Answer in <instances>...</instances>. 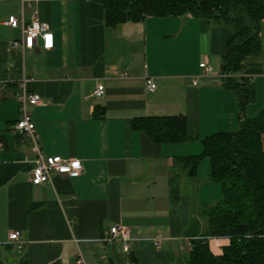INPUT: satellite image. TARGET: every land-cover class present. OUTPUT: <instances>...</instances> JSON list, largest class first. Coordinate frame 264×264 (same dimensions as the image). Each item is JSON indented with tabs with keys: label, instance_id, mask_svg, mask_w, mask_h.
<instances>
[{
	"label": "crops",
	"instance_id": "obj_1",
	"mask_svg": "<svg viewBox=\"0 0 264 264\" xmlns=\"http://www.w3.org/2000/svg\"><path fill=\"white\" fill-rule=\"evenodd\" d=\"M10 16L49 24L53 48L42 37L15 48L23 31ZM227 47L226 26L192 15L108 25L104 0H0V264H177L191 246V220L203 226L205 209L222 198L208 157L194 175L180 159L202 154V138L238 126V94L219 79ZM253 61L261 71L249 117L264 107V55ZM23 78L42 97L30 109L45 155L78 157L81 175L32 182V141L14 131ZM99 84L101 97L93 95ZM179 114L195 139L158 142L134 124ZM113 225L127 229L128 252L106 240ZM229 241L210 248L220 253Z\"/></svg>",
	"mask_w": 264,
	"mask_h": 264
},
{
	"label": "trees",
	"instance_id": "obj_2",
	"mask_svg": "<svg viewBox=\"0 0 264 264\" xmlns=\"http://www.w3.org/2000/svg\"><path fill=\"white\" fill-rule=\"evenodd\" d=\"M104 11L108 25L192 15L227 27L222 81L236 91L242 110L235 130L202 138V154L180 159L194 175L202 157H208L210 178L221 183L222 198L205 209L203 226L198 218L191 220L186 230L191 246L177 264H264V107L255 117L245 114L255 99L246 74L261 71L253 60L264 55V0H104ZM134 124L158 142L196 138L183 114L137 118ZM213 235L230 239L217 254L205 240Z\"/></svg>",
	"mask_w": 264,
	"mask_h": 264
},
{
	"label": "built area",
	"instance_id": "obj_3",
	"mask_svg": "<svg viewBox=\"0 0 264 264\" xmlns=\"http://www.w3.org/2000/svg\"><path fill=\"white\" fill-rule=\"evenodd\" d=\"M7 23L12 27H21L23 31V37L20 40L13 42V46L18 49L34 48L36 40L42 37L44 40V47L46 49L53 48L54 46V34L52 33L49 24L41 22L36 16L32 22H26L24 18L17 16H10ZM200 66L205 68L208 74H211L214 70L213 67L206 63H201ZM251 82H254L256 78L255 73L246 74ZM226 77L225 73L219 75V79L223 80ZM194 84L198 83V80H192ZM147 89L149 91H155L157 89V83L153 78L147 79ZM105 93V86L99 84L93 91V95L101 97ZM17 99L20 104L21 118L14 124V131L23 134L32 141L34 156L26 157V162H33L31 179L34 184H43L52 182L54 174L66 175L69 177H77L83 173V162L78 157L71 156L64 158L60 155H45L41 145L40 136L37 131L36 124L33 120V114L30 109L31 106H35L42 101V97L38 92L30 91L27 88L26 79L23 78L20 84V91L17 95ZM9 238L16 244L21 243V236L19 230H13ZM106 240L109 244L115 242H121L122 248L125 252L130 250L129 246V234L126 228L119 225H113L107 234ZM159 240H157L158 242Z\"/></svg>",
	"mask_w": 264,
	"mask_h": 264
},
{
	"label": "rangeland",
	"instance_id": "obj_4",
	"mask_svg": "<svg viewBox=\"0 0 264 264\" xmlns=\"http://www.w3.org/2000/svg\"><path fill=\"white\" fill-rule=\"evenodd\" d=\"M204 222L205 221L203 220V225H204ZM225 237H228V236L227 235H213V236H207V237H205V240H207L208 243L209 242H217L218 243V242L223 241V238H225ZM209 245H210V243H209ZM222 248H221V251H222Z\"/></svg>",
	"mask_w": 264,
	"mask_h": 264
},
{
	"label": "water",
	"instance_id": "obj_5",
	"mask_svg": "<svg viewBox=\"0 0 264 264\" xmlns=\"http://www.w3.org/2000/svg\"><path fill=\"white\" fill-rule=\"evenodd\" d=\"M131 255L133 256V255H134V253L132 252V253H131Z\"/></svg>",
	"mask_w": 264,
	"mask_h": 264
}]
</instances>
